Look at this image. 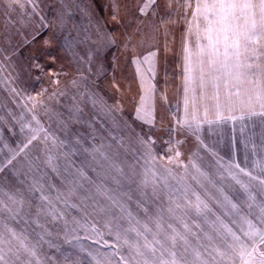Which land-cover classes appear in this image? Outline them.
<instances>
[{"label":"snow or ice","instance_id":"6c2138e0","mask_svg":"<svg viewBox=\"0 0 264 264\" xmlns=\"http://www.w3.org/2000/svg\"><path fill=\"white\" fill-rule=\"evenodd\" d=\"M0 7L8 24L35 25L31 38L23 37L25 44L50 27L41 14L40 0H0ZM136 7L145 18L159 12L158 0H137ZM17 9L19 16L12 19ZM81 11L87 14L88 9ZM173 13L184 24L182 110L178 101L160 151L152 135L136 132L127 122L119 101L109 104L86 87L80 95H87L98 115L111 122L109 140L115 142L117 151H108L112 143L97 145L94 128L90 148L79 136L72 142L61 139L36 115L37 107L47 109L46 102L66 94L58 74H52L50 93L41 89L36 95L21 96L11 86L15 77L4 75V61L10 55L0 50L2 82L31 114L27 123H21L23 117L16 121L21 133L27 129V135L14 147L5 141L0 128V173H10L18 185H0V264H264V0H166L165 15L160 18L166 36L167 25L175 23ZM66 14L64 10L57 13L58 27L63 28ZM112 19L116 21L117 16ZM95 30L98 47L116 43L99 23ZM132 39L126 38L125 48ZM145 39L141 36L132 44L139 81L134 113L141 125L155 128L157 96L167 103V95L158 92L155 83L159 49L153 45L144 53L136 52ZM34 66L43 71L42 65ZM85 79L80 72L70 84L79 89ZM113 87L119 90L118 84ZM72 99L66 119L56 114L65 133L70 123L81 122L83 110L76 97ZM256 121L261 126L262 155L250 167H242L234 156L225 159L201 139L205 127L230 126L235 133L239 126L243 134ZM0 123L7 124L5 117L0 116ZM189 135L197 148L186 155L183 148ZM243 142L247 148L251 138ZM251 147L255 153L256 144ZM81 149L93 160L98 155L116 173L113 187L94 183L83 167L69 174L63 190L46 179L49 171L60 176L61 159L65 172L74 168L71 157ZM119 149L124 151L123 161L118 159ZM202 150L214 158L211 171L201 166ZM86 183L92 187H85ZM237 191L242 201L234 199ZM49 223L63 225L64 242L76 250L75 255L61 252L58 244L46 239L52 236ZM30 224L40 231L33 229L29 234ZM69 224L73 225L70 230ZM45 244L61 259L47 255Z\"/></svg>","mask_w":264,"mask_h":264},{"label":"rangeland","instance_id":"374dc122","mask_svg":"<svg viewBox=\"0 0 264 264\" xmlns=\"http://www.w3.org/2000/svg\"><path fill=\"white\" fill-rule=\"evenodd\" d=\"M158 3V15L145 18L137 11V0H40L41 14L49 21L50 27L42 29L30 44H25L23 37L31 38L30 33L35 25L28 23L21 27L19 23L15 26L8 24L3 14L4 9L0 7V50L4 55H10V60L4 61L6 64L4 75L11 73V76L15 77L11 86L15 87L21 96H26L36 95L41 89H47L50 93L52 91V74H58L61 88L67 89L66 94L58 97L57 100L46 102L47 109L37 107L36 115L46 127L50 128V131L60 136L61 139L66 138L72 142L75 136H79L84 141V146L90 148L93 143L90 134L94 128L97 136L95 143L97 145L112 143L113 148L108 151L110 153L117 151L115 142L109 140L111 122L106 117L98 115L88 101L87 95H80L86 87L89 92L99 93L109 104L119 101L123 105V116L127 122L136 132L142 131L152 135L157 140V151H160L163 148L161 141L168 139V129L172 126L171 113L176 110L178 101L181 102L182 110L184 24L180 16L173 13L171 19L175 20V23L167 25L166 36L165 27L161 25L160 20L165 15L166 0H158ZM85 7L88 9L87 14L81 11ZM62 10L67 12L63 28L57 26V13ZM113 15L117 16L116 21H113ZM18 16L19 10L17 9L12 19H16ZM141 21L144 23L141 24ZM97 23L102 25V31L112 34L116 40L115 44L98 47L99 38L95 30ZM129 36L133 39L128 48H125L124 42ZM141 36H145L146 39L143 46L136 48L137 53H144L153 45L159 49L155 83L158 92L167 95V103L161 101L159 95L157 96V124L155 128L141 125V122L136 120L134 113L139 95V81L135 65L132 62V44L136 43ZM0 60H3V55H0ZM37 63L43 66V71L34 66ZM89 66L91 72L88 71ZM80 72H83L86 79L80 82L79 89H73L70 81L74 78L78 79ZM114 84L119 85V90L113 87ZM73 96L76 97V102L83 110L81 122L70 123L65 133L62 131L63 126L58 124L56 114H60L59 119L68 117L69 108L73 105ZM24 103L20 97H15L11 93L9 87L2 82V77H0V116L7 120V124L0 123V128L3 129L5 141L13 147L16 143L23 141L27 135V129L21 133L20 123L16 121L21 117H23L21 123L31 120V114L26 111ZM13 116L15 119H12ZM89 124H92V128L89 127ZM260 133L261 126L259 121H256L255 126L249 124L243 134L239 132V126L235 133L230 126H225L222 129L205 127L201 133V139L225 159H232L234 156L242 167H250L252 161L262 155ZM116 134L113 131V135ZM119 134L125 135V132L121 131ZM233 135L235 136L234 141ZM100 137H103V140ZM249 137L251 142L246 148L243 141ZM185 139L183 151L186 155L196 151L195 138L189 135ZM252 143L256 144L255 153L251 147ZM118 151V159L123 161L125 159L124 151L123 149ZM245 155L248 156L247 165H245ZM201 156V166L211 171L214 166V158L203 150ZM127 159L130 161L131 156L129 155ZM71 161L74 168L65 172V161L61 159L59 161L60 176L49 171L46 179H50L51 183L63 190L70 178L69 174L74 175L75 168L83 167L94 183H104L108 187H113L112 177L116 176V173L110 170L108 164L98 155L96 160H93L90 154L84 153L81 149L77 155L71 157ZM92 169H95V172ZM125 171H127V167H125ZM0 185L18 187L15 177L10 173H0ZM85 187H92V185L86 183ZM234 199L242 201L244 197L237 191ZM75 214L73 212L71 215ZM48 226L52 236L46 237V239H51L54 244H58L61 252H71L75 255L76 250L64 242L65 229L63 225L49 223ZM68 227L70 230L73 225L69 224ZM33 229L40 231L36 225L30 224L29 234H32ZM79 234L83 235L82 232ZM82 243L85 247L89 246L87 240ZM44 251L47 255L56 256L58 260L61 259L56 250L48 248L47 244L44 245ZM84 258L81 255L80 259Z\"/></svg>","mask_w":264,"mask_h":264}]
</instances>
